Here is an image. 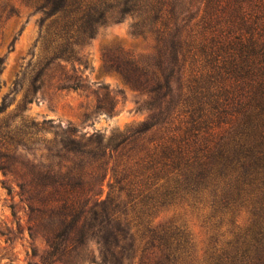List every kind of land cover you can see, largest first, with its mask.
Masks as SVG:
<instances>
[{"label": "rangeland", "instance_id": "374dc122", "mask_svg": "<svg viewBox=\"0 0 264 264\" xmlns=\"http://www.w3.org/2000/svg\"><path fill=\"white\" fill-rule=\"evenodd\" d=\"M6 4L0 29V264H161L159 249L145 243L126 241L117 249L97 244L101 240L96 230L82 227L81 211L67 210L61 202L79 198L83 206L88 199L118 200L119 211L128 217L123 226L139 223L134 217L138 209L119 190L125 188L126 178L151 174L143 149L179 126V85L173 80L170 90L148 95L129 86L111 69L108 58L121 63L131 55L147 61L155 53L153 38L135 35L130 17L110 22L75 48L81 65L56 60L34 84L53 56L55 18L46 19L23 0ZM74 77L81 81L78 89L65 83ZM28 91L32 103L23 101ZM152 123L157 126L151 131L134 135ZM68 126L79 136L93 135L94 141L113 138L112 149H64L61 142ZM128 132L133 135L129 143L116 148ZM157 205L152 228L176 227L198 262L215 244L233 250L254 226L264 227V220L254 215L256 206L221 216L206 200Z\"/></svg>", "mask_w": 264, "mask_h": 264}, {"label": "trees", "instance_id": "16d2710c", "mask_svg": "<svg viewBox=\"0 0 264 264\" xmlns=\"http://www.w3.org/2000/svg\"><path fill=\"white\" fill-rule=\"evenodd\" d=\"M7 1L0 0V29ZM23 1L33 3L46 19L55 18L53 56L34 84L56 60L81 65L75 48L94 39L106 24L130 17L135 35L153 38L155 53L147 61L131 55L121 63L108 58L111 69L148 95L170 90L173 80L179 85V126L143 149L151 174L126 178L119 190L138 209L134 217L139 223L123 226L128 217L119 211L118 200L88 199L82 206L79 198H72L61 201L64 208L81 211L82 227L96 230L101 240L97 244L117 249L126 241L145 243L159 249L161 264H264V227L254 226L233 250L215 244L198 262L180 230L151 226L157 204L188 199L206 200L221 216L256 206L254 215L264 220V0ZM80 82L78 77L65 81L70 89H78ZM30 93L24 96L26 103H32ZM155 126L145 124L134 135ZM65 129L61 145L66 150L112 149L113 138L94 141L93 135ZM132 136L128 132L116 148L127 145Z\"/></svg>", "mask_w": 264, "mask_h": 264}]
</instances>
